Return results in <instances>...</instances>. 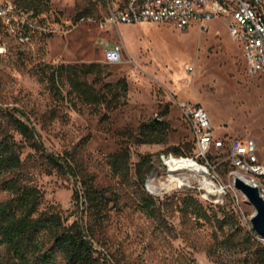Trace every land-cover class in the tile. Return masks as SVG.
Wrapping results in <instances>:
<instances>
[{
    "label": "rangeland",
    "instance_id": "rangeland-1",
    "mask_svg": "<svg viewBox=\"0 0 264 264\" xmlns=\"http://www.w3.org/2000/svg\"><path fill=\"white\" fill-rule=\"evenodd\" d=\"M84 8L98 13L81 18L84 22L75 29L66 25L80 22L77 15ZM44 13L55 16L51 21L70 32L34 47H21L1 34L7 53L0 55V107L22 111L23 120L37 130L48 153L70 159L81 176L92 178L115 196L97 244L107 264H256L252 251H225L217 246L229 227L224 233L219 231L214 216L223 219L225 213L235 216L245 232H254L264 246V238L256 234L251 222L256 211L239 190L232 192L234 200L230 195L224 206L208 212L210 220L198 219L192 208L185 209L188 195L204 202L202 179L196 178L191 187H175L158 196L162 198L160 212L150 218L138 205L143 188L134 177L135 165L143 157L156 162L161 153L194 154V135L182 119L181 103L201 104L217 137L253 140L264 163V77L247 75L243 49L229 34L232 19L208 23L207 31H201L198 24L183 30L153 23L101 28L92 21L106 13L105 0H50ZM111 48L122 51L121 63L103 62L104 50ZM80 63L105 66L102 80L94 83L97 91L104 84L126 80L127 96L116 109L85 103L71 89L64 72L56 88L39 74L45 64ZM190 67L193 72H188ZM94 79L87 77L89 83ZM156 119L170 125L165 143L137 145L124 135H136L142 124ZM0 127V131H10L1 114ZM24 147V171L43 196L41 209L59 206L72 223L79 210L73 198L75 180L49 164L42 152ZM122 148H128L131 155L132 171L126 180L109 165V157ZM218 173L229 182L227 170ZM8 198V193L0 191V201Z\"/></svg>",
    "mask_w": 264,
    "mask_h": 264
},
{
    "label": "trees",
    "instance_id": "trees-1",
    "mask_svg": "<svg viewBox=\"0 0 264 264\" xmlns=\"http://www.w3.org/2000/svg\"><path fill=\"white\" fill-rule=\"evenodd\" d=\"M12 1L18 10L42 14L48 11L50 0ZM97 13L95 9L84 8L77 18L95 17ZM1 34L9 37L0 21ZM50 37L38 35L35 44L45 43ZM103 68L105 66L98 63L45 64L39 74L51 88H56L64 72L71 89L85 103L105 104L106 107L116 109L121 99L126 98L128 85L125 79H121L116 84H104L97 91L94 83L102 80ZM89 76L95 77L93 83L88 82ZM0 114L10 129L9 132L0 131V191L9 194L8 199L0 201V264H107L97 244L99 233L116 203L115 196L109 189L97 186L92 178L81 176L70 159L48 153L37 130L23 120L25 115L22 111L0 107ZM170 130L168 122L156 119L142 124L138 134L125 132L124 135L130 136L137 145H154L165 143ZM24 146L37 153L42 152L49 164L75 180L77 189L73 198L79 210L72 223H69L59 206L41 209L43 196L30 183L24 171ZM130 156L129 149L122 148L109 157L113 173L124 180L131 175ZM156 169L155 161L143 157L134 170V177L143 188L138 205L150 218L158 216L162 200L145 189L147 179ZM78 178L81 180L80 185ZM190 208L196 212L198 219L210 220L208 212L218 206L203 202L196 195H188L185 198V209L189 211ZM214 217L219 231L224 233L225 227H229L225 238L217 242L218 248L225 251L234 249L241 253L252 251L255 263L264 264V246L259 243L254 232H245L235 216L225 213L223 219Z\"/></svg>",
    "mask_w": 264,
    "mask_h": 264
},
{
    "label": "built area",
    "instance_id": "built-area-1",
    "mask_svg": "<svg viewBox=\"0 0 264 264\" xmlns=\"http://www.w3.org/2000/svg\"><path fill=\"white\" fill-rule=\"evenodd\" d=\"M105 7L104 16L92 21L101 28L121 23H153L172 24L183 30L198 24L201 31H207L208 23L223 17L232 19L229 34L243 49L247 75L264 77V0H105ZM52 16L18 10L12 0L0 1V21L5 31L24 47H34L38 35L65 36L70 32L56 20L51 21ZM84 20L66 25L75 29ZM6 53V47L0 43V55ZM122 60L120 49L104 50L105 64H119ZM188 72H193V68ZM179 108L184 123L194 135V154H159L157 169L145 183L146 191L155 197L164 196L175 187H191L196 178H201L204 202L224 206L236 190V180L241 179L258 187L263 195L264 163L258 157L256 143L239 137H217L211 118L201 104L181 103ZM184 161L198 164L203 172L199 174L192 167L181 166ZM219 169L228 171V183L219 175ZM163 175L167 176L165 182H162Z\"/></svg>",
    "mask_w": 264,
    "mask_h": 264
},
{
    "label": "water",
    "instance_id": "water-1",
    "mask_svg": "<svg viewBox=\"0 0 264 264\" xmlns=\"http://www.w3.org/2000/svg\"><path fill=\"white\" fill-rule=\"evenodd\" d=\"M237 190L242 192L249 203L254 207L256 214L251 219L253 229L256 234L264 238V197L258 187H252L241 179L235 183Z\"/></svg>",
    "mask_w": 264,
    "mask_h": 264
},
{
    "label": "bare ground",
    "instance_id": "bare-ground-1",
    "mask_svg": "<svg viewBox=\"0 0 264 264\" xmlns=\"http://www.w3.org/2000/svg\"><path fill=\"white\" fill-rule=\"evenodd\" d=\"M181 166L183 167H192L195 171H197L199 174L203 172L202 168L198 164H194L190 161H184L181 163Z\"/></svg>",
    "mask_w": 264,
    "mask_h": 264
},
{
    "label": "crops",
    "instance_id": "crops-1",
    "mask_svg": "<svg viewBox=\"0 0 264 264\" xmlns=\"http://www.w3.org/2000/svg\"><path fill=\"white\" fill-rule=\"evenodd\" d=\"M111 49H114V48H111Z\"/></svg>",
    "mask_w": 264,
    "mask_h": 264
}]
</instances>
